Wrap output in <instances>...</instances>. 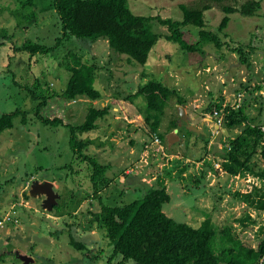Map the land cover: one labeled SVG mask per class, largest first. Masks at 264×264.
Masks as SVG:
<instances>
[{"label":"rangeland","instance_id":"1","mask_svg":"<svg viewBox=\"0 0 264 264\" xmlns=\"http://www.w3.org/2000/svg\"><path fill=\"white\" fill-rule=\"evenodd\" d=\"M254 1L261 2V9L254 16L240 12L227 15L224 11V7L240 11L243 5ZM20 2L27 0H0V71L3 74L0 75V115L17 110L25 113L16 119L14 129L0 134V264H109L113 248L107 232L95 217L102 205L95 196L86 165L74 157L69 129L45 126L38 121L33 99L14 86L13 74H6L14 49L28 40L52 47L61 31L50 8L52 0H36V6L27 3L24 7ZM210 3L212 9L205 13L207 31H216L226 16L231 19L222 35L225 46L221 50L207 46L203 54H188L177 44L162 39L152 51L148 64L142 66L130 62L127 56L112 53L107 41L92 43L73 38L50 57L34 64L33 69L26 54H21L10 67L22 85L32 87L37 74L46 89L52 87L59 94L71 75L61 67L68 52H74L84 64L96 65V87L103 99L92 102L80 98L67 104L64 113L79 125L85 121L91 106L112 105L111 114L98 122V128L83 136L93 141L86 153L110 167L107 172L110 185L100 192L104 204L112 207L131 204L147 194L143 183L159 187L163 182L172 198L164 205L169 217L196 228L210 218L219 231L231 227L232 233L256 246L264 239V212L249 211L233 195L254 192L262 195L264 181L250 172L228 176L222 170L229 139L241 134L244 127L229 130V137L222 130L218 132L222 135L221 153H215L220 135L214 134L216 128L209 118L198 117V111L208 103L223 99L234 103L240 94L244 99L247 92L242 85L245 84L250 90L261 89L255 94L259 104L253 102L249 115L256 120L255 124L264 120V110L263 115L260 111L264 108V0H129L130 9L137 16L173 21L184 20L181 5L202 8ZM17 12L25 17L34 14V18L24 21L16 16ZM20 21L26 29L20 26ZM168 31L167 27L152 23L154 34L168 35ZM184 31L191 34L192 43L199 40L196 28L188 26ZM227 45L243 47L250 55L252 69L242 66L239 55ZM151 81L161 82L186 99L187 104L181 107L193 126L201 130L205 124L201 134L189 131L178 111L180 105L170 106L160 127L165 154L153 143L154 136L146 125L144 99L124 98L135 95ZM173 121H178L179 132L178 140L170 147L168 137L176 131L168 134ZM187 159L190 160L187 162ZM259 167L264 165L254 159L252 169ZM202 176L203 183L197 184ZM247 213L253 215L256 224L246 229L240 220ZM72 233L86 244L84 252L71 243ZM221 244L219 238L217 245ZM122 262L120 257L111 264Z\"/></svg>","mask_w":264,"mask_h":264},{"label":"trees","instance_id":"2","mask_svg":"<svg viewBox=\"0 0 264 264\" xmlns=\"http://www.w3.org/2000/svg\"><path fill=\"white\" fill-rule=\"evenodd\" d=\"M35 1L27 0V2H20V5L24 7L29 3L36 6ZM50 8L61 27L55 44L49 47L38 41L28 40L23 46L14 49V57L10 59L9 71L6 74H13L14 86L19 87L31 97V100L33 99L36 105L35 118L38 121L45 126L69 129L70 146L74 157L86 165L95 196L102 205V210L95 214V217L98 224L107 232V238L113 248L109 264L120 257L123 259L120 264L128 261H134L136 264H264V239L253 246L232 233L231 227L219 231L210 218L196 228L169 217L164 212V205L170 203L172 198L163 182L159 183V187L143 183L147 194L143 199L131 204L112 207L103 203L100 192L110 185L107 177L110 167L86 153L93 141L85 140L83 136L98 128V122L105 120L111 114L112 105L100 108L91 106L85 121L79 125L72 123L64 113L67 104L80 98H87L92 102L103 99L102 92L96 87L98 77L96 65L84 64L74 52H68L61 67H65L71 75L66 88L59 94L53 92L52 87L46 89L37 74L32 87L22 85L16 80V73L10 67L21 54H26L29 58L28 63L33 69L34 64L41 62L45 57H50L66 41L70 42L73 38L90 40L92 43L107 41L112 53L127 56L130 62L142 66L148 64L152 51L162 39L177 44L188 54H203L207 46H214L221 50L225 46L221 41L222 35L231 22L230 17L226 16L216 31H207L205 13L212 9L211 3L202 8L181 5L183 21L137 16L131 11L129 0H52ZM260 9L259 1L243 5L240 11L233 7H224L227 15L240 12L244 16H254ZM15 14L18 18L22 17L24 21L34 18V14L30 17H25L20 12ZM153 22L167 27L169 34L163 36L154 34ZM23 24L20 21V26ZM188 26L198 30L199 40L196 43H192L189 39L191 34L184 31V28ZM25 27V25L22 26L26 29ZM227 46L239 55L242 66L252 69L250 55L243 47ZM68 56L71 57L72 62L68 60ZM0 75H3L1 71ZM242 88L247 95L239 108H232L231 103L224 108L226 101L223 99L217 103H211L207 111L210 114L214 109H224L226 112L224 128L228 131L244 127L241 134L229 139L227 145L229 148L224 154L222 170L228 176L250 172L254 177L264 181V167L252 169L254 159H258L264 165V120H259L260 122L255 124L256 120L249 115L253 104H259L260 99L255 97V94L261 89L250 90L245 84ZM124 98L128 101L144 99L146 125L150 128V133L161 140L163 135L160 133V127L167 109L175 104L177 106L187 104L186 99L178 91L171 90L158 81H151L139 88L135 95L124 96ZM173 100L176 102L172 103ZM263 110L264 108L260 109L262 115ZM21 114L25 113L17 110L0 115V134L14 129L15 121L22 116ZM22 123L26 125L25 120ZM178 128V121H173L168 134ZM206 146H209V143ZM66 167L69 168V166ZM203 178L204 176L197 179L196 183H203ZM237 195L239 197L236 194L233 196L240 202H244L249 211L264 212V193L262 195L258 192L245 195L238 193ZM252 217L251 213H247L245 218L240 220L244 228L255 226L256 220ZM70 238L78 251L86 250V244L78 241L73 233ZM219 238L222 244L218 246Z\"/></svg>","mask_w":264,"mask_h":264},{"label":"water","instance_id":"3","mask_svg":"<svg viewBox=\"0 0 264 264\" xmlns=\"http://www.w3.org/2000/svg\"><path fill=\"white\" fill-rule=\"evenodd\" d=\"M210 105H211V103H208L205 107L199 109V111H198V117H201V116L204 114V112H205L208 108H210ZM178 111H179L180 114H181L182 120L188 125V127H189V131L194 132V133H197V134H201L200 131L202 132V130H203V126H204L205 124L203 123L202 129L200 130L199 128L193 126V125L190 123V121H189V117L187 116V114H186V112H185V109H184L183 107L180 106V107L178 108ZM178 132H179V131L176 130L175 133H172V134L169 135L168 140H169V145H170V147H172V145L176 142V140H178V136H177V133H178ZM221 132H222V134L225 135L226 137H229V132H228L227 129H223ZM219 135H220V136H219V139H218V141H217V143H216V145H215V151H214L215 153L221 151V150H220V142H221L220 140L222 139V135H221V134H219ZM36 184H37V182L34 184V186H35ZM46 184H47V183H45V186H46ZM35 188H36V187H35ZM41 188H42V186H41ZM42 189H44V188H42ZM42 189H41V190H42ZM48 192H52V189H51L50 191H48ZM37 193L39 194L40 191L36 188V194H37Z\"/></svg>","mask_w":264,"mask_h":264},{"label":"built area","instance_id":"4","mask_svg":"<svg viewBox=\"0 0 264 264\" xmlns=\"http://www.w3.org/2000/svg\"><path fill=\"white\" fill-rule=\"evenodd\" d=\"M243 96L242 94L240 95H237L235 97V102L233 103L232 100H227L226 101V106L228 103H231L232 104V108H239L241 106V103H242V100H243ZM224 105V106H225ZM225 108V107H224ZM225 110L224 109H221V110H218V109H214L213 112L208 116L212 122H213V125L214 127L216 128V132L214 134H219L218 132H220L221 130L224 129V123H225V117H226V114H225ZM263 131H264V127H263ZM153 143L160 147L159 151L162 152L163 154H165V149L162 145V141L161 139L154 135V140H153Z\"/></svg>","mask_w":264,"mask_h":264},{"label":"flooded vegetation","instance_id":"5","mask_svg":"<svg viewBox=\"0 0 264 264\" xmlns=\"http://www.w3.org/2000/svg\"><path fill=\"white\" fill-rule=\"evenodd\" d=\"M207 110H209V108H208ZM207 110H206V111L204 112V114L202 115V118H203V119H207V118H209L208 116H209L210 114H209V112H208ZM209 119H210V118H209ZM210 122H212L211 119H210Z\"/></svg>","mask_w":264,"mask_h":264},{"label":"crops","instance_id":"6","mask_svg":"<svg viewBox=\"0 0 264 264\" xmlns=\"http://www.w3.org/2000/svg\"><path fill=\"white\" fill-rule=\"evenodd\" d=\"M190 159H187V162L189 161Z\"/></svg>","mask_w":264,"mask_h":264},{"label":"clouds","instance_id":"7","mask_svg":"<svg viewBox=\"0 0 264 264\" xmlns=\"http://www.w3.org/2000/svg\"><path fill=\"white\" fill-rule=\"evenodd\" d=\"M162 141V140H161ZM163 145V144H162Z\"/></svg>","mask_w":264,"mask_h":264}]
</instances>
